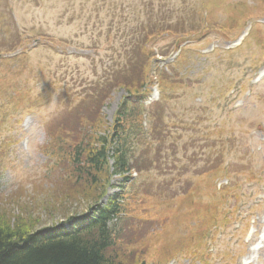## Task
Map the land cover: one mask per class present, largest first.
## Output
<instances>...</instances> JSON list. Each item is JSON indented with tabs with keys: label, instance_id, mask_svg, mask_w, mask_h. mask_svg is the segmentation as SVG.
I'll use <instances>...</instances> for the list:
<instances>
[{
	"label": "rangeland",
	"instance_id": "374dc122",
	"mask_svg": "<svg viewBox=\"0 0 264 264\" xmlns=\"http://www.w3.org/2000/svg\"><path fill=\"white\" fill-rule=\"evenodd\" d=\"M152 7L149 28H172L140 39L154 59L144 105L161 104L140 123L163 116L151 149L176 169H109L98 204L117 195L121 205L110 254L125 264H264V0H0V44L4 25L21 38L0 61V223L38 231L65 224L64 210L86 213L72 142L59 143L73 129L59 96L76 100L123 64ZM126 97L106 99L103 131Z\"/></svg>",
	"mask_w": 264,
	"mask_h": 264
},
{
	"label": "trees",
	"instance_id": "16d2710c",
	"mask_svg": "<svg viewBox=\"0 0 264 264\" xmlns=\"http://www.w3.org/2000/svg\"><path fill=\"white\" fill-rule=\"evenodd\" d=\"M151 9L147 15L149 22L143 26L144 29L131 33L135 43L130 50L125 51L126 61L123 64L107 72L103 81L94 83L78 99L66 100L63 95L59 96V102L65 104L63 117L66 124L73 126V129L62 134L59 131V143L64 139L72 142L71 146L66 145L71 147L67 159L71 163L73 175L83 179L84 187L80 191L88 192V210L79 218L76 217L78 212L64 210L68 227L60 223L36 231L0 223V264H125L110 254L121 237L118 230L121 215L118 197L116 195L106 205L98 204V200L106 194V191L105 194L103 192V184L105 189L109 185V169L112 168L113 174L120 176L128 173V169L139 174L148 170L160 171L161 167L173 173L176 169V165L169 162L168 155L164 158L166 166H161L155 154L159 150L154 153L151 149V143H155L162 133L160 128L163 129V116L155 118L148 115L145 121L148 128L140 123L143 113L148 110L152 112L153 108L157 110L161 105L144 106L150 95L145 76L154 59L144 50L145 46H140V39L148 43L157 32L169 33L172 28L163 23H155L149 28L155 17L153 7ZM180 14H185V10L180 11ZM164 15H170V12H164ZM187 19L188 16L180 18L175 26L189 24L191 20ZM147 27L149 32L143 34ZM3 31L8 42L0 44V61L6 64L8 59L1 53L15 54L21 38L12 34L8 25H4ZM3 67L6 71L15 69L9 65ZM116 90H124L128 97L119 106L112 128L103 131L105 122L101 110L106 99ZM137 152L141 155L136 156ZM110 159L114 160L113 166H109Z\"/></svg>",
	"mask_w": 264,
	"mask_h": 264
}]
</instances>
